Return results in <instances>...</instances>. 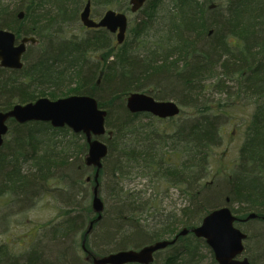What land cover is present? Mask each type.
<instances>
[{
  "label": "trees",
  "instance_id": "obj_1",
  "mask_svg": "<svg viewBox=\"0 0 264 264\" xmlns=\"http://www.w3.org/2000/svg\"><path fill=\"white\" fill-rule=\"evenodd\" d=\"M87 1L0 0V29L38 39L28 44L22 69L0 65V111L43 96H94L108 111L107 131L100 137L109 150L98 177L99 196L108 173L115 183L112 203L97 220L96 168L85 161V134L9 119L0 146V198L8 197L20 212L50 189L63 209L61 220L44 226L41 241L28 251L13 253L1 245L0 264H93L88 254L175 238L151 264H218L205 239L179 233L223 205L231 207L236 225L248 235L245 256L264 264V0H147L134 13L130 0H90L95 18L109 9L138 15L129 20L122 43L106 28L84 26L80 15ZM80 22L84 32L69 33ZM137 91L176 99L180 114L159 118L131 112L126 99ZM214 91L226 97L212 99ZM238 99L254 105L239 161L230 173L207 181L228 103ZM134 173L167 182L186 204L164 212L157 197L137 198L122 185ZM210 195L216 201L210 202ZM252 212L257 217L244 220Z\"/></svg>",
  "mask_w": 264,
  "mask_h": 264
},
{
  "label": "water",
  "instance_id": "obj_2",
  "mask_svg": "<svg viewBox=\"0 0 264 264\" xmlns=\"http://www.w3.org/2000/svg\"><path fill=\"white\" fill-rule=\"evenodd\" d=\"M147 0H130L131 11H138ZM24 17V11L19 13ZM82 23L89 28L104 27L116 33L119 43L125 39L128 28L126 13L109 9L100 20L91 16V1H87L81 12ZM35 36H24L20 39L14 31L0 29V65L11 69H22L23 56L29 43L36 44ZM128 109L133 113H150L160 118L179 115L181 106L174 100H158L147 92H131L126 100ZM108 111L100 107L97 99L91 95L73 94L51 99L39 97L27 103H16L10 110L0 111V146L9 131V119L19 123L30 121L49 122L55 128L69 127L75 133L85 134L88 142V153L85 157L87 165L96 167L95 186L93 188V209L98 213L97 220L104 211V202L99 196L98 177L103 165V159L108 154V145L100 137L106 133V118ZM255 212L244 220L256 218ZM237 215L229 205H223L207 213L201 223L191 229L183 228L180 235L194 233L196 237L205 239L214 252L218 264H253L247 256H243L247 233L237 227ZM93 221L87 233L92 229ZM175 239H164L145 245L139 249L130 248L118 250L103 256L87 255L93 264H151L155 253L175 243ZM85 249V241L83 242ZM87 251V250H86Z\"/></svg>",
  "mask_w": 264,
  "mask_h": 264
},
{
  "label": "rangeland",
  "instance_id": "obj_3",
  "mask_svg": "<svg viewBox=\"0 0 264 264\" xmlns=\"http://www.w3.org/2000/svg\"><path fill=\"white\" fill-rule=\"evenodd\" d=\"M125 12L130 21L136 20L138 17L136 14H131L130 11ZM68 31L69 33H81L84 32V26L80 22L78 25L68 28ZM127 34L128 38L129 33ZM211 97L212 99L219 97L223 99L226 96L214 91L211 93ZM173 100L177 101L176 99ZM228 105V115L223 119L221 126L223 139L221 144L215 148L210 166L211 174L206 178L207 181H213L218 173H230L235 167V164L239 161L240 148L245 140L246 125L254 111V105L244 100L231 101ZM143 120L145 122L148 119L144 118ZM109 175L106 174L100 195L105 202V208L112 203L111 195L113 194V184H115L110 182ZM55 183L56 181L52 182L51 186L54 187ZM122 185L126 190L133 192L132 194L137 198L146 200L152 196L157 197L156 205L164 212H178L187 202L179 190L168 187L167 182L151 180L146 176L137 175V173L124 179ZM86 187L90 188L89 185H85V189ZM77 193L79 201L83 200V194L79 190ZM54 194L50 189L45 191L20 212L15 203H9L10 199L8 197L0 198V246L7 245L13 253H22L28 251L32 244L38 240L41 241L43 227L50 223H56L62 218L63 203L59 198L54 197ZM210 200V202H214L216 197L210 195ZM5 211L9 213L8 216L5 215ZM150 215L146 212L144 214L153 222L154 218ZM259 224L257 222L251 225L258 226ZM247 225V223L243 225V228H247Z\"/></svg>",
  "mask_w": 264,
  "mask_h": 264
}]
</instances>
